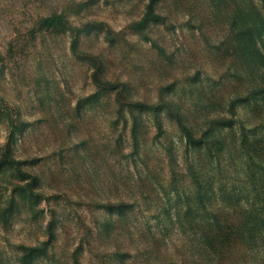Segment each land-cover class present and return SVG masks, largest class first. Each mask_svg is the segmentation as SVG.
Returning <instances> with one entry per match:
<instances>
[{"label": "rangeland", "instance_id": "rangeland-1", "mask_svg": "<svg viewBox=\"0 0 264 264\" xmlns=\"http://www.w3.org/2000/svg\"><path fill=\"white\" fill-rule=\"evenodd\" d=\"M0 264H264V0H0Z\"/></svg>", "mask_w": 264, "mask_h": 264}, {"label": "trees", "instance_id": "trees-1", "mask_svg": "<svg viewBox=\"0 0 264 264\" xmlns=\"http://www.w3.org/2000/svg\"><path fill=\"white\" fill-rule=\"evenodd\" d=\"M62 26H63V21L59 15L48 16V17L43 18L41 21V27L44 29H48V30L57 29V28H60ZM137 105H138V107H141L144 109H151V107H149L145 104H137ZM179 127H180L181 131L183 132V134L186 138V141L189 145L197 146L201 143V140L196 141L190 135L189 131L187 130V128L184 125L179 124Z\"/></svg>", "mask_w": 264, "mask_h": 264}]
</instances>
